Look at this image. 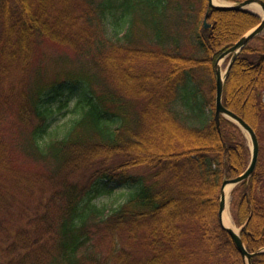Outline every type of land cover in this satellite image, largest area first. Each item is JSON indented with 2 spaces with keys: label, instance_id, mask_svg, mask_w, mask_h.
<instances>
[{
  "label": "trees",
  "instance_id": "trees-1",
  "mask_svg": "<svg viewBox=\"0 0 264 264\" xmlns=\"http://www.w3.org/2000/svg\"><path fill=\"white\" fill-rule=\"evenodd\" d=\"M260 22L252 13L210 8L207 0H0L2 60L8 56L24 69L49 41L79 64L64 81L38 75L27 98L5 99L14 105V127L9 135L0 132V217L32 192L19 176L29 172L26 165L44 172L34 176L41 204L28 224L1 227L0 264H247L219 210L223 182L247 170L251 152L235 123L222 118L217 125L215 63ZM185 38L191 43L186 53ZM262 52L258 37L237 57L224 89L225 107L256 132L264 121ZM200 68L213 81L211 116L207 99L199 97ZM65 86L74 90L61 101L64 107L80 90L76 115L54 126L55 91ZM180 99L192 113L176 109ZM142 167L149 168L150 181L128 176ZM79 174L91 176L86 183L71 181ZM120 176L134 192L94 222L93 201ZM263 183L256 170L231 199L252 264H264ZM101 224L112 243L105 252L90 247ZM123 239L138 241L141 254Z\"/></svg>",
  "mask_w": 264,
  "mask_h": 264
},
{
  "label": "rangeland",
  "instance_id": "rangeland-1",
  "mask_svg": "<svg viewBox=\"0 0 264 264\" xmlns=\"http://www.w3.org/2000/svg\"><path fill=\"white\" fill-rule=\"evenodd\" d=\"M223 1V0H222ZM249 11H253L250 7L247 8ZM254 12V11H253ZM259 15H262V10L257 12ZM3 30L0 29V35H2ZM124 33V32H123ZM113 37L114 43L116 42V39L113 34H111ZM264 41V32L259 36ZM256 44V42H254ZM191 48L190 41L186 40V38L183 41V52H189ZM188 49V50H186ZM264 54V52H262ZM232 56L225 57L221 63H220V69L222 70V74L225 75L228 66L231 62ZM0 65H2L3 69L0 71V132H5L7 135H9V132H11V129L14 127V105L12 103L5 104L6 98H18L21 96H24L22 99L27 98L31 93V85L35 79V77L43 76L47 82L53 81L57 78H61V81H64L67 72L73 70L77 71L79 64L74 58L73 53L66 51L65 49H61L56 47L52 42L44 41L41 44V47H39L35 50L34 54L31 56V59L29 60V63L26 64L25 68L22 69L20 64L18 62H13L9 60V57H5V59L0 58ZM196 79L197 82L200 84L199 86V97L206 98L208 101V104H206V111H208V114L211 116L214 112L211 110V104L209 102L213 98V81L210 76V71L207 68H200L196 72ZM31 90V91H30ZM74 90V86H65L61 91H55L59 95L54 98V102L52 104L54 114L52 117V120L54 121V126L60 125L65 126L67 120L70 121L73 117H75L76 113L73 112V109L75 108V103L77 100V97L80 95V90H77L75 92V95L73 98H71V101L67 107H64L61 104V101H66L70 97H72V93ZM54 91V90H53ZM52 93H49V96ZM202 99V98H201ZM264 100V96H263ZM63 101V102H64ZM62 102V103H63ZM183 101L180 99L178 103L176 104V109L183 114H189L192 113L190 109L186 105H183ZM4 116H2V115ZM36 123L37 121L34 120ZM64 129V128H63ZM4 130V131H3ZM247 142L252 149V142L248 134H246ZM257 136L260 146V153H259V161L257 165V172L264 174V121L260 123L258 129H257ZM17 159L23 160L25 159V156H18ZM26 167L29 169L27 171L29 172H22L19 176L22 178V180L27 181V185H29L32 188V192H25L22 198L21 207H15L14 210H12L7 217H0V230L1 227H8V226H26L29 222V219L33 217V215L36 213L37 207L41 204V198L42 192L40 191V183H36V177H34L38 173H43L44 170L37 169V167L29 162ZM26 167H23V169H26ZM49 171V169L46 167ZM140 175L142 178L146 180V182L150 181L151 172L148 167H142L137 169H132L128 176H135ZM83 174L75 175L71 178V181L73 182H82L86 183L88 179L90 178L91 174L87 175L85 179H81ZM124 177V176H123ZM4 181L3 178L0 177V183ZM49 184V182H48ZM264 186V183L261 185V188L259 189V192ZM135 185H133L131 182H126V180L123 182L122 177L120 176L115 180L114 182L108 183L105 186V189L108 190L103 195H100L98 198H96L93 202L95 204V207L98 212H96V217L92 218L94 219V222L101 223V218L107 217L109 214H111L114 210L118 209L122 204L127 202L128 198L130 197V194L134 192ZM233 192V191H232ZM52 193V190H50L49 185L47 187L46 196L50 195ZM20 195V194H19ZM18 195V197H19ZM47 198H44L42 200L43 206L41 208V211L44 209V203ZM231 199H232V193L230 195V203H229V209L230 213L232 215V209H231ZM24 207V208H23ZM25 212V217L22 219V214ZM228 213V209H227ZM234 222V221H233ZM102 225V228L96 229L93 228V232L91 237L92 240L90 242L91 249H94L92 247H95V249H99L101 251H107L111 246V239L106 236V229L104 228V225ZM234 225L236 228L241 232V228H239L235 223ZM3 230L0 231V235ZM6 238V237H5ZM123 244L125 247L129 250L136 251L139 254L142 252V248L139 246L138 241H129L126 239H123Z\"/></svg>",
  "mask_w": 264,
  "mask_h": 264
},
{
  "label": "water",
  "instance_id": "water-1",
  "mask_svg": "<svg viewBox=\"0 0 264 264\" xmlns=\"http://www.w3.org/2000/svg\"><path fill=\"white\" fill-rule=\"evenodd\" d=\"M252 4H258L261 7L262 12H263V16H261L262 22L257 27L249 31L245 36H243L234 46L229 48L226 53L222 54L216 63V71H217L216 115H215L216 121L218 125H220L222 117H225L231 120L232 122L236 123L246 134H248L252 142V160L246 172L234 179L225 180L223 182V185L221 188L220 210H219V219H220L221 225L232 237V239L234 240V242L236 243L238 247L239 252L241 253L244 260L247 262V264H252L251 259H252L253 254H250L247 251L240 233L239 232L237 233L232 227L224 223V218L227 217L228 215L227 207H228L229 188H235L241 183L249 180L252 177V175L254 174L256 170L257 164H258L260 147H259L258 137L254 129L246 121H244L240 116H238L237 114H235L234 112H232L231 110H229L228 108L224 106L223 95H224L225 82L230 74L232 66L234 62L236 61L238 55L250 41H252L254 38L259 36L264 31V1L263 0H246L239 5L223 7V6H216L213 3V0H209V5L212 8L230 9V10H237V11H246L245 9ZM229 55H232V59H231V62L228 66V69L225 75H223L220 69L219 62ZM262 60H264V55L261 56L259 62H261Z\"/></svg>",
  "mask_w": 264,
  "mask_h": 264
},
{
  "label": "bare ground",
  "instance_id": "bare-ground-1",
  "mask_svg": "<svg viewBox=\"0 0 264 264\" xmlns=\"http://www.w3.org/2000/svg\"><path fill=\"white\" fill-rule=\"evenodd\" d=\"M214 4L216 5H227V2L225 1H222V0H213ZM250 8L254 11V12H259L260 11V8L257 6V4H252L250 6ZM221 63V62H220ZM233 188H229L228 190V215L227 217L224 218V223L230 227H232L237 233L239 232V230L236 228V226L234 225V222H233V219H232V215L230 213V209H229V199H230V195H231V192H232Z\"/></svg>",
  "mask_w": 264,
  "mask_h": 264
}]
</instances>
